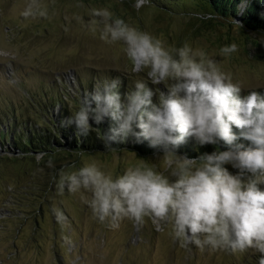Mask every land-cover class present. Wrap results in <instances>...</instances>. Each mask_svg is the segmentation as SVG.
<instances>
[{
  "label": "rangeland",
  "instance_id": "obj_1",
  "mask_svg": "<svg viewBox=\"0 0 264 264\" xmlns=\"http://www.w3.org/2000/svg\"><path fill=\"white\" fill-rule=\"evenodd\" d=\"M200 1L38 0L36 8L46 15L25 18L21 13L30 0H0V264H251L252 256H261L251 248L231 252L184 247L171 235L170 225L157 228L147 217L139 224L125 218L113 229L109 220L93 216L87 203L90 191L58 187L61 176L92 162L113 178L129 167L151 165L174 179L161 151L141 157L127 149L107 150L56 156L52 163L35 153V162L13 161L21 154L10 139L25 123L44 126L48 117L59 127L66 120L61 110L70 116L78 108L79 94L91 83L118 76L132 86L144 78L143 72H131L122 42L102 41V25L92 30L91 22L99 19L92 14L96 9H108L114 18L150 33L169 49L188 44L203 50L241 87V97L251 91L264 95V31H241L239 17L247 0L238 3L230 23L211 17L199 7ZM233 43L236 52H220ZM225 167L236 174L231 165ZM54 208L63 211L64 224L56 221Z\"/></svg>",
  "mask_w": 264,
  "mask_h": 264
},
{
  "label": "clouds",
  "instance_id": "obj_2",
  "mask_svg": "<svg viewBox=\"0 0 264 264\" xmlns=\"http://www.w3.org/2000/svg\"><path fill=\"white\" fill-rule=\"evenodd\" d=\"M37 2L30 0L21 15H46L36 8ZM92 14L99 18L91 22L92 30L102 25V41L122 42L131 72L145 76L134 81L123 99L118 79L96 82L66 123L74 125L78 136L99 132L110 150L113 143L130 138L148 141L163 153L174 179L151 165L129 167L113 178L92 162L61 176L59 189L90 191L87 203L93 216L109 220L113 229L125 218L139 224L147 217L157 228L170 225L171 235L184 247L231 252L251 248L261 254L258 264H264V95L251 91L241 97V87L203 50L188 44L169 49L150 33L114 18L108 9ZM236 51L235 43L220 49L225 56ZM106 117L115 123L107 133L92 127ZM188 138L201 146L223 142L228 150L197 159L176 155ZM240 139L249 145L237 143ZM53 215L58 223L66 222L59 208Z\"/></svg>",
  "mask_w": 264,
  "mask_h": 264
},
{
  "label": "trees",
  "instance_id": "obj_3",
  "mask_svg": "<svg viewBox=\"0 0 264 264\" xmlns=\"http://www.w3.org/2000/svg\"><path fill=\"white\" fill-rule=\"evenodd\" d=\"M240 1L241 0H201L199 7L206 11V13H209L211 17L220 18L230 23V18L235 17L237 6ZM239 19L241 21V31L243 33L264 31V0H247V4L244 7ZM114 77H117L115 79H118L120 82L118 91L123 99L133 85L131 86L125 77ZM114 77H112V79H114ZM93 86L94 84L91 83V86L88 87L87 91L85 92L83 89L79 96L81 97L87 92H91ZM148 86L150 88L153 87L150 83ZM160 89L162 91H166L164 87ZM66 98L69 99L70 97L67 96ZM72 98L75 99L74 97H71V99ZM152 99L153 103L157 101L155 96H153ZM63 115H66V120L60 121L59 127H55V122L48 117L43 121L44 126H26L25 123L24 126L20 127L17 137L16 135H13L10 139L12 146H14L16 151L21 154V157L15 158L13 161L31 158L32 161L35 162V159L31 156L35 153H40L43 154L41 159L45 161V163H52L55 161L56 156L70 158L73 155L78 156L81 154L110 150L105 147V143L102 141L100 133L97 131L89 133L86 137L78 136L74 125H68L66 123L69 114L64 109L61 110V116ZM92 127L99 128L102 133H107L111 128L115 127V123L110 118L106 117L102 124H93ZM7 128H9V125H5V129ZM233 131L238 133V130L235 128H233ZM7 133L8 130L4 133V138ZM21 134H23L22 138H20ZM237 143L243 144L245 147L249 145V142L243 139L238 140ZM111 147L114 149L111 151L127 149L141 157L160 151L159 149L151 148L148 141L136 143L131 138L123 144L113 143ZM226 150H228V148L223 144V142L216 145L206 144L201 146L196 143L193 138H188L185 143L176 149V154L183 157L186 156L190 159H197L203 154H210L213 151ZM54 256L57 260H59L60 256L57 252H54ZM250 259H252V262L249 261V263L258 264L260 256H252Z\"/></svg>",
  "mask_w": 264,
  "mask_h": 264
}]
</instances>
